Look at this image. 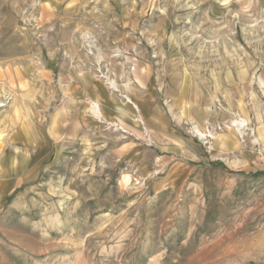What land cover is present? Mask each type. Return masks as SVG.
Instances as JSON below:
<instances>
[{
	"label": "rangeland",
	"instance_id": "rangeland-1",
	"mask_svg": "<svg viewBox=\"0 0 264 264\" xmlns=\"http://www.w3.org/2000/svg\"><path fill=\"white\" fill-rule=\"evenodd\" d=\"M0 264H264V0H0Z\"/></svg>",
	"mask_w": 264,
	"mask_h": 264
},
{
	"label": "crops",
	"instance_id": "crops-1",
	"mask_svg": "<svg viewBox=\"0 0 264 264\" xmlns=\"http://www.w3.org/2000/svg\"><path fill=\"white\" fill-rule=\"evenodd\" d=\"M92 109L96 116H100L99 105L96 102L92 103ZM144 115H146L149 125H154V129H160L159 132L162 131L160 134H162L169 142L168 146H162L161 148L159 145L155 146L156 148L154 150L156 151V154L154 156V161L149 165L151 172L148 173H171L174 169L178 168L180 164H182L183 159L191 160V158H193L191 157L193 156L191 151L185 150L184 155H181L180 153L184 151V145L195 146L197 144L194 141L183 137L176 129L169 127L165 113H163L157 105L152 104L151 111L149 113L148 111L144 112ZM121 118L122 113L120 112L119 114L118 109H116L115 121L121 120ZM157 118L159 119L158 121ZM232 142L231 137L228 135L225 136V138L223 137L217 140L218 144H222L224 146H233ZM158 148L161 150L159 151ZM136 154H138V151H135L132 156ZM165 178L166 177H163V179L156 182H164Z\"/></svg>",
	"mask_w": 264,
	"mask_h": 264
},
{
	"label": "bare ground",
	"instance_id": "bare-ground-1",
	"mask_svg": "<svg viewBox=\"0 0 264 264\" xmlns=\"http://www.w3.org/2000/svg\"><path fill=\"white\" fill-rule=\"evenodd\" d=\"M95 108V107H94Z\"/></svg>",
	"mask_w": 264,
	"mask_h": 264
}]
</instances>
